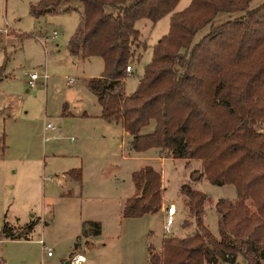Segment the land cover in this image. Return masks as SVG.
Masks as SVG:
<instances>
[{"label": "trees", "instance_id": "obj_1", "mask_svg": "<svg viewBox=\"0 0 264 264\" xmlns=\"http://www.w3.org/2000/svg\"><path fill=\"white\" fill-rule=\"evenodd\" d=\"M74 0H38L30 5L36 19L58 13ZM79 26L69 39L71 56L101 58L104 70L89 79L87 89L101 108L100 118L120 124L128 151L157 150L158 158L197 161L190 175L214 186L231 185L236 199L218 200V237L203 223L206 197L184 185V206L194 232L184 238L165 236L159 252L147 248L148 264H264V2L255 0H190L173 12L180 0H77ZM77 11L67 7L64 12ZM216 24L220 14H239ZM170 15L169 32L152 48L137 90L124 94L126 67L136 57L139 20L155 24ZM206 26L210 31L193 40ZM131 67V66H130ZM154 122L151 133L142 130ZM66 176L81 184L79 169ZM135 192L122 206L123 219L156 215L164 207L162 178L151 166L132 174ZM34 223L13 232L4 225L0 239L25 238ZM101 233L99 223L82 224L74 245ZM242 259L238 262V259Z\"/></svg>", "mask_w": 264, "mask_h": 264}, {"label": "rangeland", "instance_id": "obj_2", "mask_svg": "<svg viewBox=\"0 0 264 264\" xmlns=\"http://www.w3.org/2000/svg\"><path fill=\"white\" fill-rule=\"evenodd\" d=\"M37 2L0 0V234L4 225L17 232L34 223L24 237L29 241L0 239V264H65L85 222L99 223L101 233L88 240V248L82 242L77 253L85 257L83 264H148L149 245L159 252L165 236L184 238L194 232V224L184 225L193 222L180 193L184 185L205 195L203 223L218 237L214 205L220 199L235 200V188L214 186L204 179L193 182L190 175L200 170L197 161L160 160L154 149L128 151L129 139L119 126L100 118L101 108L86 87L89 79L102 75V59L82 60L67 50L79 26L80 3H63L58 13L36 19L30 5ZM263 2L255 0L251 7ZM189 3L180 0L173 12ZM67 7L77 11L64 12ZM241 14H220L215 21ZM169 23L170 15L155 24L135 23L140 32L141 44L135 51L139 59L130 65L125 95L137 90L152 48L167 35ZM209 31L210 26L199 31L193 44ZM31 74L39 76L33 88L27 83ZM47 125L54 129L46 131ZM153 129L151 122L141 133ZM145 166L161 175L163 213L123 219L122 206L135 192L132 174ZM74 169L81 171V188L63 175ZM169 205L177 214L165 234L164 210ZM41 239L53 257L42 251L37 242Z\"/></svg>", "mask_w": 264, "mask_h": 264}, {"label": "built area", "instance_id": "obj_3", "mask_svg": "<svg viewBox=\"0 0 264 264\" xmlns=\"http://www.w3.org/2000/svg\"><path fill=\"white\" fill-rule=\"evenodd\" d=\"M132 68L130 66L126 67V73L129 75L131 74ZM39 79L37 74H31L28 80L29 87L33 88L35 86V82ZM46 77L43 76L42 80H45ZM72 82L69 81L68 84L70 85ZM54 128L51 125H47L45 130H53ZM165 211V219H164V233L169 234L171 226L173 225V218L176 214V208L174 205H169L166 207ZM38 244L41 246L42 251L46 252L47 257L51 256V250L44 245V242L41 240L37 241ZM85 262V257L79 254H73L70 258L66 261L65 264H83Z\"/></svg>", "mask_w": 264, "mask_h": 264}, {"label": "crops", "instance_id": "obj_4", "mask_svg": "<svg viewBox=\"0 0 264 264\" xmlns=\"http://www.w3.org/2000/svg\"><path fill=\"white\" fill-rule=\"evenodd\" d=\"M101 113V112H100ZM108 124H113V125H116V126H119L120 128H121V130H122V133L124 134V136L126 137V134L124 133V131H123V129H122V126L120 125V124H114V123H108ZM160 160H163V159H161V158H159ZM75 170V169H74ZM68 172V171H67ZM67 172H65L63 175H64V177H66L67 179H69L72 183H75V184H77V187L78 188H81V184H79V183H77V182H75V181H73V180H71L69 177H67L66 176V173ZM165 206V205H164ZM163 209H164V207H163ZM163 209L161 210V212L160 213H163ZM176 214H177V212H176ZM176 214H175V216H176ZM174 216V217H175ZM100 236V235H99ZM99 236H97V237H99ZM97 237H94V238H97ZM91 238H93V237H90V238H88L86 241H85V247H89V242H88V240L89 239H91ZM75 245V244H74ZM78 251V250H77ZM77 251L75 252L76 254H78L77 253ZM79 255H81V254H79ZM83 256V255H82ZM51 257H53V255H51L49 258H51ZM66 259H64L63 261H64V263H66V261H65ZM85 263V262H84Z\"/></svg>", "mask_w": 264, "mask_h": 264}]
</instances>
